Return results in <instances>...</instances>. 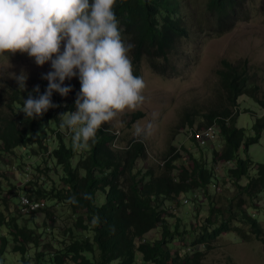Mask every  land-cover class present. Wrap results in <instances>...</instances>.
<instances>
[{"label": "trees", "instance_id": "1", "mask_svg": "<svg viewBox=\"0 0 264 264\" xmlns=\"http://www.w3.org/2000/svg\"><path fill=\"white\" fill-rule=\"evenodd\" d=\"M254 1L206 0L199 4L197 0H116L114 10L122 38L135 45L130 52L134 74L140 75V65L145 60L156 74L167 75L171 70L169 60L179 52L184 39L207 30L213 37L235 30L240 23L253 18ZM259 1L264 14V0ZM217 74L222 88L219 106L209 107L199 123L195 112H187L184 126L191 128V138L202 148L222 137L221 150L213 151L214 163L230 167L227 176L236 190L232 197L217 195V190L211 192L219 179L203 158L199 160L192 155V167H179L183 155L174 145L157 165L140 169L141 162L148 161L143 140L125 138L126 145H122L115 132L105 126L97 132V142H90L86 154H81L75 166L81 151L66 143V138H72L73 133L60 127L61 114L75 111V103L67 105L65 110L49 109L42 117L30 119L21 109L29 92L38 98L33 89L23 91L12 87L3 93L9 98L10 112L0 114V153L15 155L21 148H31L34 154L41 152L43 163L34 167L41 180L55 173V169L62 170L61 185L56 187L53 183L48 191L39 181H33L31 167L21 166L26 181L19 187L20 193L15 185L7 192L8 196L20 197L18 210L25 218L21 206L24 197L44 204L30 217L43 213L55 222V213L48 207L52 203L57 207L63 205L74 219L71 244L65 243L49 260L44 259L45 253H38L36 264H206L208 252L224 233L236 232L243 240L264 241V225L259 214L262 209L259 202L264 194V165L254 170L252 158L241 157L242 149L249 152L261 142L264 113L256 119L251 136L239 127L240 99L251 97L264 111V94L260 97V87L252 78L248 60L238 64L223 61ZM58 97L60 94L56 92L55 99ZM142 117L140 111L133 113L129 125ZM39 124L43 125V131H39ZM210 128L218 129L217 138L202 146L197 135ZM48 129L58 139V146L53 150L47 140ZM15 170L18 171L17 167ZM9 173L0 169V181ZM7 190L0 185V232L6 230L0 233V257H5L13 238L16 246L12 252L24 256L18 264L23 261L27 264V248L38 247L40 238L10 215L11 201L3 198ZM82 193L91 194L92 199H84ZM72 196H76L78 204L67 203ZM100 196L104 197L103 204ZM180 201L184 205L198 203L203 207L207 201L209 215L197 231L187 227L182 230L183 218L175 213V208L168 216L171 206ZM157 228H163V236L148 239L147 235ZM89 231L93 238L86 235ZM189 238H194L193 246L184 252H174L176 240ZM1 262L7 264L4 259Z\"/></svg>", "mask_w": 264, "mask_h": 264}, {"label": "rangeland", "instance_id": "2", "mask_svg": "<svg viewBox=\"0 0 264 264\" xmlns=\"http://www.w3.org/2000/svg\"><path fill=\"white\" fill-rule=\"evenodd\" d=\"M199 4H203L206 0H197ZM253 18L248 22L240 23L235 30L224 34L220 37H213L208 33V30L202 34L196 33L191 39H184L181 43L180 50L170 59V68L167 75L156 74L148 63L144 60L140 65V75L146 84L145 96L147 97L145 105L135 112H129L126 115L119 117L110 124H105V128H109L114 132L120 134L122 145H126L124 139L136 138L133 135L134 125L145 126L148 122H153L155 125L154 132L147 138L141 137L145 143L148 161L141 162L139 168H151L160 162L161 158L165 157L171 151L174 145L178 151L183 155L182 162L179 167L190 168L193 165L194 155L199 160L207 163L210 169L215 170L216 188H211V192L217 195L232 197L236 194L235 186L229 181L227 171L230 167L222 163H214L213 151H220L223 146V139L219 137L207 147H199L190 135V127H185V118L187 112H195L198 123L200 118L205 114L209 107L219 106L222 88L220 86L217 69L221 68L223 61L230 63H244L250 62V72L254 81L259 84L260 97L264 94V14L261 11L262 3L259 0L253 3ZM63 51V44L61 47ZM21 70L28 74L26 81V89H34L39 85L40 93H44L48 81L42 79V75L52 71L50 63L43 66L36 65L34 58H30L26 53H16L11 55L9 53L0 54V114L6 115L10 112L7 104L9 98L3 96L5 91L12 87H18L16 80L10 77L11 73L17 76ZM64 86H71L72 91L66 97H58L55 99L56 92L52 94V102L65 110L67 105L75 103L77 93L80 91L81 85L78 77L71 80L66 79ZM3 96V97H2ZM240 112H242L239 119V127L247 130V134H253V126L258 117L264 113L260 104L253 98L244 96L240 99ZM65 106V107H64ZM142 112L143 117L138 121L129 125L133 113ZM153 113H156V118L153 120ZM39 131H43V125H38ZM50 148L53 150L58 146V139L55 133L48 129V139ZM66 143L71 144L72 138L67 139ZM37 150V149H35ZM88 150V149H87ZM87 150L81 151L80 155L74 161L76 166L80 161L81 154H86ZM250 156L255 163L254 170L259 165H264V132L262 140L259 144L253 145L250 151L242 149L241 157L247 158ZM42 153L34 154L30 148H21L16 151L15 155H2L0 153V169L8 174L4 181H0V185L8 190L5 192L3 198L11 201V213L19 220V225L27 226L29 230L39 236V246L30 245L27 248L25 257L27 264H36L37 254L45 253V260H49L58 250L62 249L66 244H71L72 233L70 229L74 224L73 216L66 211L63 205L48 203V207L55 213V222L49 221L47 215L39 213L36 216L23 217L18 210L20 197L15 199L9 197L8 193L15 185L19 187L25 183V171L21 170L28 166L32 169L33 181H39L40 186H45L48 191L53 183L58 187L62 177V170L58 169L55 173L51 172L45 180H41L40 176L35 172L34 167L42 165ZM17 167L18 171L14 169ZM3 183V184H2ZM23 190V189H22ZM23 193V191H22ZM20 195V194H19ZM101 197L102 204L104 197ZM262 202L259 206L262 208L259 211L261 221L264 225V194L261 197ZM205 206L197 204L184 205L183 201L175 203L171 206L168 216L172 214V208L177 210V213L183 218L182 230L186 227L190 230L197 231L209 215V205L207 201L203 203ZM53 206V207H52ZM52 207V208H51ZM56 208V209H55ZM202 208V209H201ZM169 217V221H172ZM5 231H1L3 234ZM86 235L93 238L91 231L85 232ZM78 234V233H76ZM79 236H84L79 233ZM163 236V228H157L147 235L148 239H158ZM86 237V236H84ZM194 238H189L188 241L176 240L174 244V252L188 250L193 246ZM1 246V245H0ZM16 246L13 238L11 239L10 247L7 250L4 258L0 257V264L2 259L7 264H18L23 259L20 253L12 252ZM213 249L208 252L205 260L206 264H264V241L253 238L252 240H243L236 232L224 233L213 244ZM198 248V247H197ZM206 250V246L203 247ZM191 252V250H189ZM139 261V259H137ZM23 262L19 264H23ZM138 264H142L139 262Z\"/></svg>", "mask_w": 264, "mask_h": 264}, {"label": "clouds", "instance_id": "3", "mask_svg": "<svg viewBox=\"0 0 264 264\" xmlns=\"http://www.w3.org/2000/svg\"><path fill=\"white\" fill-rule=\"evenodd\" d=\"M116 0H0V54L26 53L36 65L50 63L52 71L42 75L48 86L28 93L21 112L26 118L42 117L50 108L53 92L66 97L72 91L66 79L78 77L81 88L75 111L61 114L60 127L73 133L72 147L84 151L97 142V132L146 103L147 84L134 74L130 52L134 44L122 38L115 13ZM63 44V51L61 47ZM19 89L26 90L28 74L11 73ZM153 113V120L156 118ZM155 125H134L133 135L147 138ZM117 140L120 134L115 132ZM91 200L89 193L81 194ZM69 204H78L76 196Z\"/></svg>", "mask_w": 264, "mask_h": 264}, {"label": "built area", "instance_id": "4", "mask_svg": "<svg viewBox=\"0 0 264 264\" xmlns=\"http://www.w3.org/2000/svg\"><path fill=\"white\" fill-rule=\"evenodd\" d=\"M217 134H218L217 128H210L198 134L197 139L199 140L200 144L203 146L211 142L212 140L216 139ZM21 206H22V214L24 216H31L34 212L38 211L39 209H42L44 207V204L31 202L29 199L24 197L21 200Z\"/></svg>", "mask_w": 264, "mask_h": 264}]
</instances>
